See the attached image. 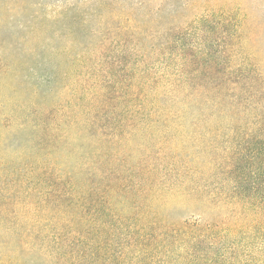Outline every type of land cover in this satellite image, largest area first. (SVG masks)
I'll return each mask as SVG.
<instances>
[{"label":"trees","instance_id":"1","mask_svg":"<svg viewBox=\"0 0 264 264\" xmlns=\"http://www.w3.org/2000/svg\"><path fill=\"white\" fill-rule=\"evenodd\" d=\"M234 1L200 0L191 41L105 54L83 120L32 122L43 156L21 181L35 179L42 211L0 216V264H264V35L254 43ZM72 127L94 156L69 169L56 154ZM138 132L152 142L129 160L120 146ZM103 136L115 177L97 166Z\"/></svg>","mask_w":264,"mask_h":264},{"label":"rangeland","instance_id":"2","mask_svg":"<svg viewBox=\"0 0 264 264\" xmlns=\"http://www.w3.org/2000/svg\"><path fill=\"white\" fill-rule=\"evenodd\" d=\"M187 2L0 0V203L3 204L0 216L28 212L35 216L42 211L28 204L36 200V192L26 195L32 187L38 189L34 186L35 179L28 174L21 181L43 156L38 153V135L32 122L49 119L58 123L66 116L83 120V107L90 97L85 89L93 85L90 72L98 68L97 62L105 54L117 51L119 43L139 41L149 46L179 35L188 41L194 39V26L191 20L185 21L196 13L200 0ZM254 2L235 0L233 4L239 5L240 16H246V30L255 32L253 40L257 43L263 42L260 37L264 35V9L256 10ZM250 43L249 39L247 44ZM60 104L61 110L55 114L46 115L42 111L49 105ZM74 129L68 130L62 153L56 154L65 157L69 169L77 168L78 162L88 157L85 155L94 156L88 135ZM152 138L138 132L132 136L130 145L120 146L121 151L127 154L130 150L129 160L140 159L142 148ZM103 139L101 144L97 143V151L110 155H105L106 158L102 155L97 166L115 177L122 161L109 147H114L116 141L112 142L109 136ZM167 207L178 210L174 203H168Z\"/></svg>","mask_w":264,"mask_h":264}]
</instances>
